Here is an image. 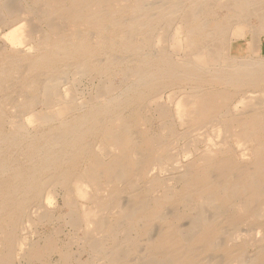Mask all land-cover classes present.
<instances>
[{"label":"bare ground","instance_id":"1","mask_svg":"<svg viewBox=\"0 0 264 264\" xmlns=\"http://www.w3.org/2000/svg\"><path fill=\"white\" fill-rule=\"evenodd\" d=\"M0 264H264V0H0Z\"/></svg>","mask_w":264,"mask_h":264},{"label":"rangeland","instance_id":"2","mask_svg":"<svg viewBox=\"0 0 264 264\" xmlns=\"http://www.w3.org/2000/svg\"><path fill=\"white\" fill-rule=\"evenodd\" d=\"M85 80H84V83H82V85L80 86V90L82 91V90H84L83 88H85L87 85H88V80H87V78H84ZM86 85V86H85ZM82 88V89H81ZM59 203L61 204V201H59ZM54 208V209H53ZM56 208H58V207H54V206H52L51 207V209L53 210V212H55V213H59V211H57L56 210ZM55 210V211H54ZM56 221V222H55ZM53 222H54V224L56 223V224H59V222H58V220L56 219H54L53 220Z\"/></svg>","mask_w":264,"mask_h":264}]
</instances>
